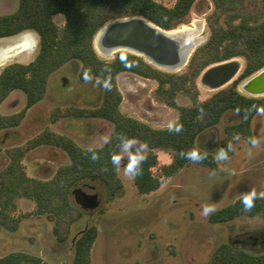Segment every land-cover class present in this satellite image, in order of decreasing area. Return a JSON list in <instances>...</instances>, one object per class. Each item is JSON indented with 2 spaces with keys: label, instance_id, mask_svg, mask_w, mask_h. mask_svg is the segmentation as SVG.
Wrapping results in <instances>:
<instances>
[{
  "label": "trees",
  "instance_id": "16d2710c",
  "mask_svg": "<svg viewBox=\"0 0 264 264\" xmlns=\"http://www.w3.org/2000/svg\"><path fill=\"white\" fill-rule=\"evenodd\" d=\"M196 1L178 0L174 7L167 8L153 0H19L15 12L0 15V39L13 38L28 31L36 33L39 38L38 54L32 62L13 63L0 71V107L13 92L19 91L26 98V105L21 111L11 115L0 112V132L19 128L28 111L45 98L51 76L71 62L80 63L82 81L100 79L104 85L110 78L111 90L104 88L102 103L94 109H55L52 122L65 118L100 119L114 127L108 142L91 151L49 128L24 145L8 149L6 155L9 162L0 172V228L10 233L18 230L21 222V217L16 216L18 202L26 199L34 202L36 208L22 217H53L57 239L66 241L71 226L84 216V211L71 199L76 185L101 182L108 202L124 189L119 166L112 164L111 157L122 153V142L127 139L145 145L148 150L139 164L140 174L134 176L135 187L141 195H149L161 186V180L156 175L160 167L158 150L172 153V163L161 169L162 176L173 177L188 165L218 170L215 155L200 150L197 141L203 133L214 129L227 113H235L238 122L225 126V134L253 144L252 124L257 115L264 114V97L246 96L239 86L264 69V19L256 22L250 16L235 12L229 0H212L215 10L208 19L211 35L203 46L196 49L182 73L165 72L128 52H119L112 61H105L95 49L97 33L115 20L141 17L166 31L190 25ZM58 15L65 17L62 27L54 22V17ZM121 57H124L123 63ZM236 58L246 61L243 72L224 89L202 99L199 87L201 74L212 65ZM125 63L130 67H125ZM85 73L91 78L85 80ZM123 73L157 83L152 98L178 111L175 125H182L179 133L169 131V128H153L122 112L123 96L117 79ZM180 95L188 98L190 105H180L177 100ZM43 146L61 149L71 161L69 165L58 168L47 180L31 178L23 164L29 152ZM192 150L206 158L193 162L180 155ZM93 152L98 159H91ZM254 205L251 210L245 211L239 198L217 210L211 216V222L227 224L245 216H261L264 220V199H256ZM97 237L95 226L80 235L75 243L72 264H92V250ZM0 264L49 263L39 256L14 252L0 258ZM204 264H264V254L255 255L225 243Z\"/></svg>",
  "mask_w": 264,
  "mask_h": 264
},
{
  "label": "rangeland",
  "instance_id": "374dc122",
  "mask_svg": "<svg viewBox=\"0 0 264 264\" xmlns=\"http://www.w3.org/2000/svg\"><path fill=\"white\" fill-rule=\"evenodd\" d=\"M153 1L172 8L178 0ZM229 3L235 12L250 16L253 21L261 22L264 19V0H229ZM18 5L19 0H0V15L15 12ZM214 10L212 0H197L192 7L191 24L182 26L204 28L196 38V49L203 46L211 35L208 19ZM54 22L62 27L65 17L55 16ZM24 33L33 34L39 47L36 33ZM20 35L0 39V44ZM37 54L38 49L34 55L22 60L15 59L6 66L13 63L28 64ZM98 55L105 61H112L116 54L109 57ZM236 59L243 64L241 74L246 61L244 58ZM80 69V63L71 62L54 73L45 98L28 111L21 126L0 132V172L9 162L6 155L8 149L24 145L47 128L68 136L85 149L100 148L109 139L114 127L105 120L65 118L55 123L51 120L52 112L57 108L94 109L101 105L104 96L102 80L82 81ZM117 83L123 96V113L156 129L169 128V125L177 123L178 111L152 98L156 82L124 73L119 75ZM242 84L239 90L250 96L242 89ZM199 87L202 99L217 92L204 88L200 80ZM16 92L17 95L7 101L9 103L2 104V114H15L25 107L24 94ZM177 100L182 106L190 105L189 99L183 95ZM236 120V117H224L214 129L203 133L197 141L200 150L210 152L215 157L218 150H228V145H232L228 159L217 160L219 168L216 171L188 165L177 175L165 177L161 175V169L172 163V153L156 151L160 162L156 175L161 180V186L149 195L139 194L134 177L126 172L128 154L122 151L119 175L124 189L113 201L108 202L101 182H82L76 185L71 199L84 211V216L71 226L70 234L64 242L57 239L53 217L24 218L22 216L33 212L36 205L26 199L19 200L16 216L21 217V222L18 230L10 233L0 228V258L10 253L24 252L39 256L49 264H72L75 243L91 226L98 230L92 250V264H204L225 243L255 255L264 254V220L261 216H245L227 224L213 223L210 219L217 210L237 201L242 194L253 190L257 194L264 192V114H260L254 121L255 143L252 145L242 138H230L225 134V126ZM132 148L128 150L132 154L145 156L148 152L146 147H140L137 151ZM70 162L64 151L52 146L37 148L23 160L27 175L41 180L50 179L58 168ZM90 194L98 195L99 205L94 210L85 209L80 198ZM205 207L212 209L207 215L203 212Z\"/></svg>",
  "mask_w": 264,
  "mask_h": 264
},
{
  "label": "water",
  "instance_id": "95a60500",
  "mask_svg": "<svg viewBox=\"0 0 264 264\" xmlns=\"http://www.w3.org/2000/svg\"><path fill=\"white\" fill-rule=\"evenodd\" d=\"M102 29H104L103 33L97 43L99 52L108 55L116 50L124 49L119 52H128L142 57L152 66L165 72L176 73L179 72L177 69L183 66L185 69L196 51L195 46L193 53L186 60L184 57L186 51L182 50V44L186 40L182 41L166 35L172 31L163 30L144 18L115 20L106 24L99 32ZM242 66V62L238 59L212 65L201 74L200 83L210 91L222 90L236 79ZM244 91L255 98L264 94V70L257 73ZM97 199V194L85 196L82 202L83 207L89 210L96 209L99 205Z\"/></svg>",
  "mask_w": 264,
  "mask_h": 264
},
{
  "label": "bare ground",
  "instance_id": "6f19581e",
  "mask_svg": "<svg viewBox=\"0 0 264 264\" xmlns=\"http://www.w3.org/2000/svg\"><path fill=\"white\" fill-rule=\"evenodd\" d=\"M152 26V25H151ZM153 27V26H152ZM155 28V27H153ZM203 27H195V28H189V27H182L179 28L175 31L172 32H168L166 33V35L174 37L176 39H180V40H186L185 43L183 42L182 44V50L186 51L185 52V59L187 60L191 54L193 53L195 46L197 44L196 42V38L197 36H199L202 32H203ZM103 30H101V32H99V34L95 37V48L96 51L101 54L102 56H113L115 54H117V52L119 53V51H122L124 49H119L116 50L108 55H105L101 52H99L98 50V40L101 37ZM38 49V41L36 39V37L31 34V33H24L22 35H20L19 37L10 40V41H4L0 44V69L4 66H6L7 64H9L10 62L14 61L15 59H26L32 55H34L36 53ZM184 68L181 67L179 69H177V71H180ZM264 70V69H263ZM262 71V70H261ZM260 71V72H261ZM259 73V72H258ZM257 74H255L256 76ZM254 76V75H253ZM251 77L249 78L243 85V87H247V84H249V82L255 77ZM264 96V94L259 95V97Z\"/></svg>",
  "mask_w": 264,
  "mask_h": 264
},
{
  "label": "clouds",
  "instance_id": "9594fccd",
  "mask_svg": "<svg viewBox=\"0 0 264 264\" xmlns=\"http://www.w3.org/2000/svg\"><path fill=\"white\" fill-rule=\"evenodd\" d=\"M120 59H121V62L123 63L124 57H121ZM125 67H130V65L125 63ZM84 78H85V80H88L91 77L87 73H85ZM109 80H110V78L105 81L103 87L108 89V90H111V84H110ZM97 83H99V81H97ZM181 130H182V125H180V124L175 125V127H173L172 125H169V131H174V132L179 133ZM107 142H108V140L106 139L105 143H107ZM134 143H136L134 140L127 139V140H124L122 142V147H121V150L123 152H126L128 154V157H129V163L126 167V172H127V174H129L130 176H133V177L140 174L141 170L139 168V164L141 161H143L145 159V156L140 154V153L132 154L128 151L130 146ZM254 143H255V141H253V144ZM142 147H146V146L142 145ZM231 148H232V145L229 144L228 150H225V149L218 150L216 152V159L221 160V161L228 159V151H230ZM89 151H91V149H89ZM180 155L186 156L187 159H189L193 162H198V161H201V160L206 158L205 156L200 155L195 150L189 151L187 154L181 152ZM91 159L92 160L98 159V156L96 155V153L93 152ZM120 160H121V156L119 154H113L111 157V161H112V164L114 166H119ZM256 199H264V192L257 194L253 190V191L247 192L245 194H242L241 195V203L243 204L244 210L245 211L251 210L255 206L254 201ZM211 211H212V209H210L208 207H205L203 209V212L205 215L209 214V212H211Z\"/></svg>",
  "mask_w": 264,
  "mask_h": 264
},
{
  "label": "crops",
  "instance_id": "0c3cea01",
  "mask_svg": "<svg viewBox=\"0 0 264 264\" xmlns=\"http://www.w3.org/2000/svg\"><path fill=\"white\" fill-rule=\"evenodd\" d=\"M124 74V73H123ZM129 74H131V73H129ZM132 75H134V74H132ZM135 76H137V75H135ZM139 82H141V81H139ZM17 93L18 92H13L9 97H8V99L4 102V103H9V102H7V101H9V99H12V97H13V95H17ZM24 97V96H23ZM37 106V105H36ZM35 106V107H36ZM1 107H3V105L1 106ZM1 107H0V109H1ZM35 107H33V108H35ZM32 108V109H33ZM224 117H232V118H234V117H236V122L235 123H237L238 122V116L235 114V113H233V112H230V113H227ZM258 117H260V114L259 115H257L256 117H255V119H254V121L258 118ZM224 119V118H223ZM254 121H253V124H254ZM253 124H252V127H253ZM254 131V130H253ZM133 145V146H132ZM130 147H133L132 148V150L133 151H137L138 149H140V147H142V144L141 143H135V144H132ZM142 148H145V147H142ZM95 149H97V148H95Z\"/></svg>",
  "mask_w": 264,
  "mask_h": 264
},
{
  "label": "flooded vegetation",
  "instance_id": "af4514ba",
  "mask_svg": "<svg viewBox=\"0 0 264 264\" xmlns=\"http://www.w3.org/2000/svg\"><path fill=\"white\" fill-rule=\"evenodd\" d=\"M250 78H251V77H250ZM248 79H249V78H248ZM248 79H247V80H248ZM247 80H245V81L243 82V84H244ZM243 84H242V85H243ZM243 89L245 90L246 87H243ZM261 97H264V96H261ZM90 195H93V194H90ZM80 198L82 199V202L85 200L84 196H81Z\"/></svg>",
  "mask_w": 264,
  "mask_h": 264
}]
</instances>
